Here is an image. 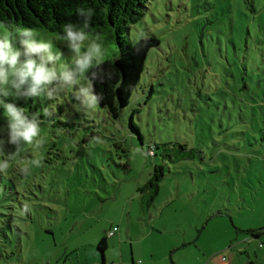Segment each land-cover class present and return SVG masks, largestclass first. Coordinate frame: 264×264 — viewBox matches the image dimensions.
<instances>
[{
    "label": "rangeland",
    "instance_id": "rangeland-1",
    "mask_svg": "<svg viewBox=\"0 0 264 264\" xmlns=\"http://www.w3.org/2000/svg\"><path fill=\"white\" fill-rule=\"evenodd\" d=\"M254 6L150 1L129 38L159 45L117 119L83 108L70 88L5 98L52 115L44 146L24 145L0 173V264H264V231L253 235L264 228V0ZM15 31L0 24L20 47ZM36 31L63 53L58 64L75 59L60 37ZM102 43L103 60L115 59V41ZM7 124L0 108V138ZM14 150L6 144L0 159ZM154 166L164 176L153 197Z\"/></svg>",
    "mask_w": 264,
    "mask_h": 264
},
{
    "label": "clouds",
    "instance_id": "clouds-1",
    "mask_svg": "<svg viewBox=\"0 0 264 264\" xmlns=\"http://www.w3.org/2000/svg\"><path fill=\"white\" fill-rule=\"evenodd\" d=\"M77 17L82 26L66 23L62 26L60 39L74 55L70 64H58L63 53L53 51L51 41L38 39V33L31 28H17L20 47L14 46L13 32L0 35V108L7 118V137L0 138V153H6L7 145L14 146V151L7 153V159H0V173H6L10 160L19 156L24 145L40 149L44 146L41 138L39 115L26 114L23 107L16 103L6 102L7 97L15 95L20 98H53L65 89H73L74 99L83 108H96L103 100V95L95 90L94 82L111 78V73H104L103 35L88 31L94 17V9H77ZM43 115H52L47 109ZM94 140L101 142L99 137ZM32 166L40 167L41 159H31L21 172L30 174ZM24 211H28L25 205Z\"/></svg>",
    "mask_w": 264,
    "mask_h": 264
},
{
    "label": "trees",
    "instance_id": "trees-1",
    "mask_svg": "<svg viewBox=\"0 0 264 264\" xmlns=\"http://www.w3.org/2000/svg\"><path fill=\"white\" fill-rule=\"evenodd\" d=\"M150 1L153 0H0V24L9 29L27 27L60 37L62 26L66 23L82 26L77 17V9H94L88 31L101 33L103 42L114 40L118 49V56L113 60H104L102 65L104 73H111V78L106 77L103 82L95 81V90L103 95L99 107L112 119H117L120 109L128 105L140 80L148 52L159 45L154 36L142 37L135 43L129 38L130 26L142 20ZM258 1L242 0V3L249 4L250 11L253 12ZM232 70L233 68H225V76L235 77ZM40 118L42 123L50 120V117L43 115ZM148 155H155L152 147L148 150ZM163 176V167L154 166L145 186L152 190L153 197L158 192ZM116 231L117 229L111 236ZM263 231L264 228L253 232V235L257 237ZM97 249L103 254L106 250L105 239L99 242Z\"/></svg>",
    "mask_w": 264,
    "mask_h": 264
},
{
    "label": "built area",
    "instance_id": "built-area-1",
    "mask_svg": "<svg viewBox=\"0 0 264 264\" xmlns=\"http://www.w3.org/2000/svg\"><path fill=\"white\" fill-rule=\"evenodd\" d=\"M150 153H152V152H150ZM115 230H116L115 228L112 229V231H110V232L108 233V235L111 236Z\"/></svg>",
    "mask_w": 264,
    "mask_h": 264
}]
</instances>
